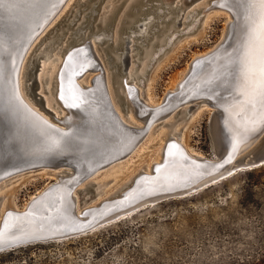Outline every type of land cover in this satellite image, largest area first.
Instances as JSON below:
<instances>
[{
  "label": "water",
  "instance_id": "95a60500",
  "mask_svg": "<svg viewBox=\"0 0 264 264\" xmlns=\"http://www.w3.org/2000/svg\"><path fill=\"white\" fill-rule=\"evenodd\" d=\"M65 1L17 0L15 5H9L6 10L0 12V180L38 168H49V172L64 171L53 183L33 195L23 208L3 212L0 218V234L3 240L0 243V253L31 244L77 237L131 214L143 206L195 194L233 174L264 165V148L260 153H252L251 157L233 159L238 140L234 133L237 132L239 135L245 131L254 132L255 127L264 119V103L260 102L252 88L244 87V68L241 63L253 26L259 21L260 9L257 0H212L215 6L225 10L230 16L226 38L212 50L196 57L185 79L179 84V90L174 94H167L160 104L148 109L135 100L139 104L136 105L137 117L144 120L141 121L142 127L135 131H129L118 122L106 106L100 72L95 74L94 84L91 83L89 87L79 89L75 86L73 79L81 76L84 71L100 70L89 47L84 46L88 42L84 38L82 42L73 44L75 48L72 49L76 58L73 59L70 72L62 78V89L60 91L57 89L56 93L51 90L52 96H56L54 100L57 105L65 112H69L74 120H66L59 125L48 123L19 97L17 92L19 60L26 47L49 23ZM100 1L96 0L92 5L84 6L89 7V11L84 14L90 17L85 18L88 25L99 11L96 7ZM144 2L149 4L144 7L142 5L144 3L137 0L129 10L134 8L137 15L152 14L151 29L155 27L159 30L157 22L165 10L171 13L175 11L174 8L166 7L164 0ZM140 6L144 8L140 9ZM113 7L116 9V5ZM111 21L112 18L101 27L104 33L109 30ZM72 22L73 19L65 25L68 27ZM82 22L84 21H81L74 32H77ZM95 26L99 24L96 23ZM129 26L132 28V24L127 21V26L121 30L128 31ZM63 32L55 34L54 42L61 38ZM104 38L109 40L110 36L104 35L102 41ZM122 40L126 42L124 37L115 45L110 41L102 47L105 55L103 60L109 68H113L111 85L114 91L116 89L114 80L117 78L115 76L122 75L130 62L128 58L130 56L126 54L127 49ZM116 50H123L119 53L123 54L120 62H117L114 55L108 54ZM82 55L85 61L81 58ZM41 58L39 54L30 58V65L22 79L26 93L33 99V103L39 106L38 109L43 111L47 108L44 106L45 100L41 93L47 92L44 88L36 92L40 84L43 85L45 82L44 80L40 83L37 79ZM251 77L253 76L250 75L249 79L253 83ZM258 80L259 76L255 75L254 86H258ZM58 81L60 82V77ZM236 98H239L242 106L240 112L235 114L233 109L238 103L233 101ZM118 99L119 106L126 107V101L120 96ZM194 100L205 102L215 109V120L220 126V130L217 131L221 132L220 150H216L215 153L217 160L193 158L190 159L193 160L190 168L167 167L165 162L154 166L151 164L152 172L142 174L138 171L141 173L137 172L136 176L134 175L133 181L122 193L113 198L103 199L92 207L82 206L83 202L94 194V189H90L94 184L91 182L86 184L93 173L116 164V161L128 155L150 124L177 108L175 114L181 104ZM261 140L260 146L264 145V135ZM177 144L170 139L165 144L164 151L169 154L171 149L177 150L179 147ZM178 152V156L188 159L181 154L180 149ZM84 181L85 188H77ZM89 190L90 195L81 199ZM72 192L78 194L76 209L73 205Z\"/></svg>",
  "mask_w": 264,
  "mask_h": 264
},
{
  "label": "rangeland",
  "instance_id": "374dc122",
  "mask_svg": "<svg viewBox=\"0 0 264 264\" xmlns=\"http://www.w3.org/2000/svg\"><path fill=\"white\" fill-rule=\"evenodd\" d=\"M70 1L64 2L62 10L60 9L45 29L38 34L42 35L40 42L43 43L51 39V36L65 31L62 37L51 46L56 48L50 52L51 54L48 52L49 56H53V52L63 45L65 39L68 48L63 50L64 55L72 50L73 44L82 42L81 38L92 40L97 37L102 38L104 35L110 36L109 40L104 38L103 43L98 45L100 48L110 41L112 44H116L124 37L126 41L131 40L129 39L130 32L125 31V33L121 28L126 27L127 21L134 20V18L136 26H140L145 22L144 19L152 15H137L134 8L127 9L132 0H101L96 7V9H101L100 13L92 12V14L95 13V16L91 24L88 25L85 21L88 16H84V14L89 11L88 6L96 0H88L83 4H81L82 0H73V3ZM121 1L122 3L119 4ZM135 2L130 7H133ZM141 2L144 3L142 4L144 7L149 4L144 0ZM154 3L151 2V4ZM86 5L88 6L84 8ZM115 5L116 9L113 7ZM170 6L173 4L171 3ZM144 7L140 6V9ZM77 9L80 10V13H77ZM184 9H180L178 19L184 13ZM76 13L77 17L74 19L73 16ZM92 14L90 13L89 16ZM170 16L167 15L165 19L167 20ZM199 16L204 17L200 18L193 31H189L193 24L187 26L184 20L185 23L182 27H173V22L169 21L161 23V27L167 25L166 33L164 35L157 33L155 38L159 34V38L156 39L160 42L159 46L155 48L151 46L154 42L152 38L145 53L141 47L136 46L137 44L134 49V44L139 43L140 40L135 39L134 44L130 45L131 55H134L130 60L135 65L133 76L135 82H138V85L142 86L144 90L141 98H147L145 90L149 87L148 91L151 92L150 96L154 106L160 104L167 94H174L179 90V84L185 79L187 71L196 57L212 50L226 38L225 35L231 21L228 12L213 8L205 13L199 11ZM110 18H112L111 26L104 33L101 27H104ZM72 19L74 20L73 24L71 23L67 27L65 24ZM81 21L84 22L77 32H74ZM96 23L100 25L95 26ZM85 24L86 26H84ZM119 25L121 26L120 30ZM132 29L136 31V27ZM46 31L47 33H45ZM80 32L83 33L81 38L77 36ZM122 42L126 46V42L123 40ZM39 43L38 47L42 44ZM107 48L109 49V47ZM100 51L102 52V50ZM120 52L123 50L110 51L108 54L119 55ZM122 55L121 53L118 58H121ZM39 62L45 64L44 66L49 63L43 59ZM111 69L113 70V68ZM86 74L94 75L96 73L87 72ZM120 77L121 75L117 78ZM55 85L57 83H54V87H56ZM45 87L47 89L46 84L45 86L40 84L36 92H40ZM49 93L51 94V92L41 94L45 102H48L49 96L52 95ZM123 100L126 101L125 98ZM187 103L180 105L176 115L174 112H170L163 117L164 119L161 118V122L160 120L155 122L157 124L150 136L151 140L149 138L141 139L137 144L139 146L136 145L135 149L130 152L131 154L125 156L126 160L123 157V160L121 158V161H116L122 166L120 171L113 175V170L118 168L110 170L109 167L112 166H107L95 173L98 179L95 176V178H91V176L90 182L96 185L90 189L96 190L100 182L106 181L102 190L113 192L127 182L133 174L143 171L146 166L149 168L151 164L158 161V148L164 138L161 135L162 132L166 131L168 136L173 129L176 130V127L180 128L176 137L178 138L181 133H184L185 147H189L187 149L197 153L198 155H195L199 158L217 160L215 153L216 150H220L221 132L217 131L220 130V126L215 120V109L206 105L205 102H197V100ZM34 105L39 108L35 103ZM54 107L61 111L55 101ZM119 107L121 113L127 116L130 108L123 105ZM135 120L141 124L138 119ZM166 123L167 125L164 126ZM105 169L110 171L107 170L106 174ZM48 170L49 168L28 170L0 180V205L2 204L4 209L7 206H15L16 209L23 208L33 195L40 193L54 182L55 177L48 174ZM100 173L101 175H99ZM84 183L85 181L80 184ZM80 184L77 188L82 189ZM76 195L78 196V194ZM84 195L81 199L90 195V190ZM80 202L82 203L81 200ZM0 264H264V165L233 174L195 194L143 206L131 214L77 237L62 241L36 243L2 252L0 253Z\"/></svg>",
  "mask_w": 264,
  "mask_h": 264
},
{
  "label": "bare ground",
  "instance_id": "6f19581e",
  "mask_svg": "<svg viewBox=\"0 0 264 264\" xmlns=\"http://www.w3.org/2000/svg\"><path fill=\"white\" fill-rule=\"evenodd\" d=\"M87 1L88 0H82L81 4L86 3ZM135 1L136 0H132L131 4L134 3ZM185 1L186 0H164L165 6L166 7H170V8H174L175 11L173 13H171L169 11H166V10L164 11V13L161 15L160 21L157 22V27L159 28V30H157V28H155V27H153L152 29L150 27L152 25V22H153V16L152 15H150L149 18L144 19L145 22H143L142 25H140V26H136V23L134 21L135 18H134V20L133 19H129L128 21L130 22V24L134 25V26H132V28L136 27V31H134L132 28H130V26L128 27L129 28L128 31L130 32V35H131V36H129V39H131V40H127L126 41V47H127L126 48L127 49L126 54L130 56L128 58H131V57L133 58L134 57V55H131V49L132 48H130V45L134 44L133 42H135V39L136 40H140V42L139 43L136 42L134 44V49H136L135 48L136 46L137 47H141V49L143 50L144 53L146 52V50H148V46H150V40L152 38L154 39V42L151 44V46L153 48L159 46L160 42L158 40H156V39L159 38V34L160 35H164L166 33V29H168V28H166L167 25H162V27H161V23H164L165 21H169V22H173V27H175V26L182 27L183 24L186 22L187 26H188V24H193V26L191 25L192 27L189 30V31H191V30L193 31V29L196 27V25L200 21V18L204 17V16H201V17L199 16L198 17L199 11H202L203 13H205V12H207V11L213 9V8L222 10L221 8L215 6V4H213L214 2H212V0H202V1L201 0H187L186 3H185ZM71 2L73 3V0H71L70 3ZM171 3L173 4V6H170ZM179 4H181V5H179ZM130 5L128 6L127 9L130 8ZM68 6H70V5H68ZM258 6H259V4H258ZM181 8H185L184 9V13H182L181 16H180V19H178L177 16H179L178 14H179V11H180ZM112 9H113V7H112ZM259 9H260V6H259ZM100 10L101 9H99L98 14L100 13ZM158 11L160 13L162 12V10H158ZM91 12H94V11L92 10ZM57 13L55 15H57ZM104 13H106V12H104ZM55 15L53 16V18L55 17ZM167 15H171V16L166 20L165 18H166ZM106 16H108V15H106ZM122 18H125V17L122 16ZM137 18L139 20V17H137ZM56 24H55V26H57ZM121 26H123V25L121 24ZM187 26H186V28H187ZM45 27L41 30V32L45 29ZM149 27H150L151 30L149 29ZM48 28H50V27H48ZM52 28H53V26H52ZM186 28H184V29H186ZM154 29H155V31H153ZM49 30H48V32H49ZM45 33H47V31ZM149 33H150V35H149ZM157 33H159L158 37L155 38V35H157ZM80 34H83V33L80 32ZM62 35H63V33H62ZM62 35H61V37H62ZM41 37H42V35L41 36L37 35L30 42V44L26 47L23 55L21 56V58L19 60V64H18V68H17V92H18L19 97L22 99V101L31 110H33L37 115H39L43 120H45L46 122L51 123V124L59 125L60 123L66 121V120L67 121L68 120H74V117L69 112H65L64 110H62L60 107L59 108L61 109V111L57 110L55 108L56 105L54 107V101L55 100H54V98L52 97V95L50 93L49 94L51 96H49V98L47 97L49 99V101L48 102L44 101L45 102L44 106L47 108V110H44V109H43V111L39 110L34 105L32 99L26 93L25 87H24V81H23L22 78H23V75L25 73L26 68H28V66L30 65V58H32L36 54H39V55L42 56L41 59L46 60L49 63L47 64V66H44L45 64L43 65V63L40 64L41 68H40V72L37 75V79L39 80L40 83L45 80L44 86H45V84L47 85V89L45 87V91L46 92H51V90L55 89L53 91H54V93H56L57 89H58V91H60L62 89V85H61L62 78L66 77V75L70 72V69H72L71 64H72V62H74L73 59L75 60L76 57H74V52H73L74 49H72L69 53H66V55H64V51L63 50L68 48V46H67L68 43H67V41L65 39L63 41V45L62 46L60 45L61 47L59 46V48L56 49L57 51L53 52V56L50 55L51 56V58H50L49 53L54 48H56V47H54V48L51 47L55 43L54 39L56 38V35L51 36V39H48L46 42H43V43L40 42L42 44L39 47L38 46L35 47L36 45H38L39 41H41L40 40ZM97 38H99V37H97ZM97 38L96 39H92V40L91 39L90 40L87 39L88 42L85 43L84 46L89 47L91 55L94 56L95 60L97 61L98 65H99V69L100 70L98 71L96 69H89V70L84 71L81 76L76 77V78L73 79L74 84L79 89H83V88L89 87L91 85V83L94 84V79H95L96 75L95 74L94 75H89V74H86V73L87 72H92V73H97V72L99 73L100 72L101 73V79H102L101 80V82H102L101 86H102V89H103V95H104V98H105L106 106L111 110V112L116 117L118 122H120L123 126H125L129 131L138 130V129H140L142 127V125L137 123L138 121H136L135 119H138L140 122L141 121L144 122V120L142 118L137 117L138 111H137L136 105L139 106V104H137L135 100H137L139 103H141L143 106L147 107L148 109L153 108L154 104L152 103L153 101H152L151 96H150L151 92L149 93V91H148L149 87H147V89L145 90L147 98L145 96H144L145 97L144 99L141 98V95L143 94L144 90H143L142 86L138 85V82L137 83L135 82V77L133 76L134 70H135V65L130 60V62L128 63L127 67L123 70V72H122L123 74L121 75V77L117 79L116 77H118V75L115 76V78H116L114 80V84H115V87H116V89H115L116 92H115L113 90L112 86H111V71H110L111 68H109L108 64L103 60V59H105V55H104V53H102L103 51L102 52L100 51V50H102V48H100L98 46L99 45L98 43L102 44L103 41H102V38H99V39H97ZM58 39L59 38H57L56 41ZM127 39H128V37H127ZM74 40H75V38H74ZM113 45H115V44H113ZM73 48H75V46ZM119 55H121V54H119ZM119 55H115V53H114V58L117 60V62H120V59H121V58H118ZM81 58L84 60L83 55H82ZM121 67H122V65H121ZM256 71L257 70L254 69V73ZM141 73H142V71H141ZM252 76L253 77H251V78H253L252 79L253 83H255V75H252ZM59 77H60V82L58 81ZM54 83H57V85H55L56 87H54ZM119 87H121V89H119ZM122 95H123V99L124 98L126 99L127 108H130L129 113H128L127 116L125 114L121 113V110H120V107H119V103H118L119 99H116L118 96H120L122 98ZM233 102L238 103L237 107H234V109H233V110H235V114H236V113H238V111L240 112L242 104L239 101V98L234 99ZM57 107H58V105H57ZM176 109L177 108L173 109L171 112H175ZM48 110L50 112H48ZM174 115H176V114H174ZM162 119H164V118H162ZM162 119H160V122H161ZM261 121H263V122L262 123L260 122L261 124L259 126L255 127L256 129H255L254 132L253 131H251V132L250 131H245V132H243V133H241L239 135L237 134V132L234 133L235 137H238V140L236 141L237 150L235 151L233 159L234 158L235 159L236 158H241V157H243V158L251 157L252 153H254V152L255 153H260V151L264 148V145L260 146L262 144L261 143V141H262L261 139H262V137L264 135V119L261 120ZM155 124H157V123L153 122L152 124H150V126H148L146 128V130H145L144 134L142 135V137L140 138V140L143 139V138L144 139L145 138H147V139L149 138L150 139V136H151L152 132L154 131V127H156ZM166 125H167V123L164 124V126H166ZM179 130H180V128L176 127V130L173 129V131L168 136L166 135L167 134L166 131L162 132L161 135L164 136V138H162V143H161L160 147L158 148V150H159V158H158V161H156L155 163L152 164L153 166L157 165V164H161V163L163 164L165 162V164H167L166 165L167 167L170 166V167H177V168L179 167V168H181V167L184 166L186 168H190L191 164L193 163V160H190V159L198 158L196 156V155H198L197 153H195L194 151H191V149L190 150L187 149V148H189L188 146H187V148L185 147V144H184V140L185 139L183 138V134L184 133H181L178 138L176 137V135H178L179 132H180ZM170 139L174 140V141H176L178 143L177 145L179 146L178 148L180 149L181 154L187 156L188 159H186L183 156L182 157L178 156V154H179V152H178L179 149L178 148H177V150L176 149H171L172 150L171 152H169L170 151V149H169V151H168L169 154L164 151L165 150L164 146ZM136 145H135V147H136ZM137 146H139V145H137ZM135 147H134V149H135ZM175 156H177V157H175ZM126 159L127 158L125 157V160ZM122 160H123V158H122ZM152 165L149 168H146L147 166L144 167L143 171H141L142 174H150L152 172V167H153ZM111 166L112 167H109L110 170L113 169V168H118L117 170H115V169L113 170V175H114V173L120 171V169L122 167L120 164H117V163H116V165L112 164ZM116 166H119V167H116ZM109 169H107V170H109ZM107 170L105 169V173L108 172ZM63 172L64 171H62V170L61 171L60 170H53L52 172H49L48 174H51V176L56 178ZM141 172H138V174L141 173ZM110 173L111 172H109V174ZM99 175H101V173ZM103 175H104V173H103ZM113 175H112V178H113ZM91 176H92L91 178H93L94 176L96 177L97 174L95 175V173H93ZM135 176L133 174V176L130 177L127 182H125L124 184L119 186L116 190H114L113 192H110V193L108 192V190L107 191L102 190L103 189L102 186L105 185L106 181L100 182L99 186L96 188V190H94L93 196L88 199L90 201L89 202L88 201L83 202L82 206L89 205L90 207H92V206H95L99 201H101L103 199H109V198H113V197L117 196L118 194L122 193V191L125 190V188L128 187L127 185L133 181V178ZM89 182H90V180L87 181L86 184H88ZM86 184L85 183L83 185L80 184V186L82 185V188H85ZM95 185L96 184H94V186ZM72 197H73L74 209H76V207H78L77 206L78 203H77V197L75 195V192H72ZM85 198H86V196H85ZM14 207L15 206H13V207L12 206H7L4 209L3 205L1 204L0 205V218H1V216H2V214H3V212L5 210H9V209L10 210H15L16 208H14Z\"/></svg>",
  "mask_w": 264,
  "mask_h": 264
},
{
  "label": "snow or ice",
  "instance_id": "6c2138e0",
  "mask_svg": "<svg viewBox=\"0 0 264 264\" xmlns=\"http://www.w3.org/2000/svg\"><path fill=\"white\" fill-rule=\"evenodd\" d=\"M16 2L17 0H0V12L6 10L9 5H15ZM257 2L260 6L259 21L253 26L241 63L244 68V87L252 88L260 102L264 103V0ZM254 69L257 70L255 73ZM250 75L259 76L258 86L253 85L249 79ZM2 242L0 234V243Z\"/></svg>",
  "mask_w": 264,
  "mask_h": 264
}]
</instances>
